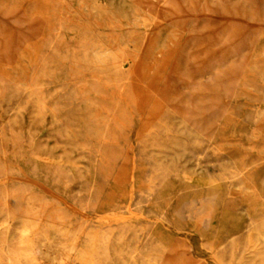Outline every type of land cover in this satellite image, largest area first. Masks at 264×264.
Returning a JSON list of instances; mask_svg holds the SVG:
<instances>
[{
	"label": "rangeland",
	"instance_id": "obj_1",
	"mask_svg": "<svg viewBox=\"0 0 264 264\" xmlns=\"http://www.w3.org/2000/svg\"><path fill=\"white\" fill-rule=\"evenodd\" d=\"M26 176L92 218L17 196L0 264H82L80 226L106 264H264V0H0V183L52 201Z\"/></svg>",
	"mask_w": 264,
	"mask_h": 264
},
{
	"label": "bare ground",
	"instance_id": "obj_2",
	"mask_svg": "<svg viewBox=\"0 0 264 264\" xmlns=\"http://www.w3.org/2000/svg\"><path fill=\"white\" fill-rule=\"evenodd\" d=\"M159 17H160V14H159ZM157 23H158V21H157ZM100 43L101 44H97L100 47V49H105V51L108 52L107 60L110 59L113 64L120 67L122 64L119 61V59L121 58L119 56V52L117 50H113L110 47H107L106 45H104L102 43V41ZM177 43H179V42H177ZM180 43H181V41H180ZM104 47H106V48H104ZM25 179L29 183L33 182L35 184L36 188L39 189L41 194L49 195L51 197L52 201H50L49 203H46V202L44 203L40 199V196H41L40 194L38 195V193H30L27 191H21L20 188H11L10 185L4 181V182L0 183V197H2V198H0V206L1 207L8 206V205H10L11 202L14 201V199L17 196H20L23 199V204L21 205L22 214L25 216L26 225H28V227L32 229L33 233H35L42 226V224H46V225H49L51 227H59L60 231L62 233L65 232L67 234L70 222L67 221V219L64 215V213L66 211L72 212L73 214L74 213L76 214V212H79V211L82 212V213L79 212L78 214L81 215V218L86 219L85 223H88L91 220L92 217L89 214L85 213L83 210H79L78 208H75L72 205V203L66 197H64L63 195H61L57 191L53 190L52 188L48 187L47 185H45L44 183H42L40 181H32V179L27 177V176ZM58 202H62V205H63L62 209L58 208L56 206V205H58ZM2 205H4V206H2ZM131 213H133V212H131ZM99 216H100L99 219H103V218H101V214ZM124 216H126V215H124ZM105 218H106V216H105ZM105 218H104V220H105ZM112 218H113V216H112ZM112 220L113 219H111L110 221H112ZM88 229L89 228L83 229V226H80V228L77 231L78 233H75L74 239H75V242H77L76 247H75V254H76L77 258L82 262V264H106L104 262L105 260L103 258H101L100 254H99V246L101 245L100 244L101 238H100L99 228L91 227L90 228L91 230L90 229L88 230ZM52 235H53V233H52ZM81 236H85L84 239H81L82 241L80 240ZM31 240H32V238H31ZM31 240L29 241L28 244H30V242L32 243L33 240L32 241ZM41 255H42V257L48 258V256H49L48 249H42L41 254H40V252H38V250L33 249L29 254L26 255V258L30 262V264H42V262L40 260ZM57 259H58L57 262H59L60 264H68L67 258L62 259V260H60L59 258H57ZM54 260H56V258ZM59 263H55V264H59ZM8 264H12V263L10 262Z\"/></svg>",
	"mask_w": 264,
	"mask_h": 264
}]
</instances>
